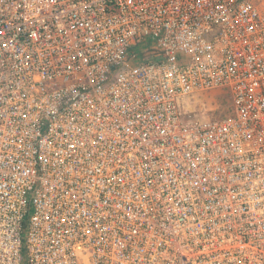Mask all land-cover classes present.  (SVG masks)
I'll return each mask as SVG.
<instances>
[{
    "label": "built area",
    "instance_id": "obj_1",
    "mask_svg": "<svg viewBox=\"0 0 264 264\" xmlns=\"http://www.w3.org/2000/svg\"><path fill=\"white\" fill-rule=\"evenodd\" d=\"M0 264H264V0H0Z\"/></svg>",
    "mask_w": 264,
    "mask_h": 264
},
{
    "label": "rangeland",
    "instance_id": "obj_2",
    "mask_svg": "<svg viewBox=\"0 0 264 264\" xmlns=\"http://www.w3.org/2000/svg\"><path fill=\"white\" fill-rule=\"evenodd\" d=\"M215 94H199L188 98L184 103V110L197 114L202 118H219L222 116L221 101Z\"/></svg>",
    "mask_w": 264,
    "mask_h": 264
},
{
    "label": "trees",
    "instance_id": "obj_3",
    "mask_svg": "<svg viewBox=\"0 0 264 264\" xmlns=\"http://www.w3.org/2000/svg\"><path fill=\"white\" fill-rule=\"evenodd\" d=\"M205 94H215L216 98L218 97L219 101L222 102L221 105H223V106H221L222 109H220L222 111L221 112L222 116H220V118L228 116L232 113V105H231V100H230V96H229L228 91L221 90V91H214V92H209V93H205Z\"/></svg>",
    "mask_w": 264,
    "mask_h": 264
}]
</instances>
